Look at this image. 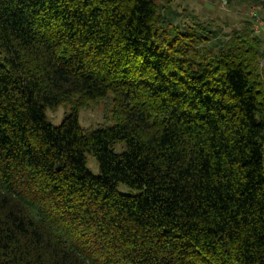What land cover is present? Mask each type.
Here are the masks:
<instances>
[{
    "label": "trees",
    "instance_id": "1",
    "mask_svg": "<svg viewBox=\"0 0 264 264\" xmlns=\"http://www.w3.org/2000/svg\"><path fill=\"white\" fill-rule=\"evenodd\" d=\"M168 12L0 0V264H264L262 42L189 58ZM108 95L114 124L84 130Z\"/></svg>",
    "mask_w": 264,
    "mask_h": 264
},
{
    "label": "rangeland",
    "instance_id": "2",
    "mask_svg": "<svg viewBox=\"0 0 264 264\" xmlns=\"http://www.w3.org/2000/svg\"><path fill=\"white\" fill-rule=\"evenodd\" d=\"M161 11L166 12L170 19L167 35L173 39L181 32L187 33L183 43L188 46L187 55L211 57L217 53V46L228 36L251 25L252 36L262 42L264 55V0H156ZM202 34L204 41L197 38ZM212 34H216V38ZM198 39V44L195 41ZM190 41H193L190 43ZM200 41V42H199ZM189 43V44H188ZM203 56V57H204ZM201 58V57H199ZM210 57L208 56L207 59ZM264 69V57L260 61ZM114 101L112 95L86 104L79 110L80 125L86 131L114 124ZM72 105L47 109L46 116L50 124L59 126L65 116L71 111ZM88 168L94 174H99V168L93 157L88 158Z\"/></svg>",
    "mask_w": 264,
    "mask_h": 264
}]
</instances>
